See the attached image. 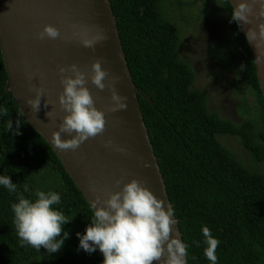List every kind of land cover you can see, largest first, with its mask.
Returning <instances> with one entry per match:
<instances>
[{
    "label": "trees",
    "instance_id": "trees-1",
    "mask_svg": "<svg viewBox=\"0 0 264 264\" xmlns=\"http://www.w3.org/2000/svg\"><path fill=\"white\" fill-rule=\"evenodd\" d=\"M166 1L110 0L133 82L145 96L138 100L169 200L190 245L187 264H210L204 256V226L220 240L218 264H264V99L252 53L231 19L229 0H206L213 2L208 16L214 9L223 13L220 37L237 53L235 82L244 86L237 88H248L242 97L246 114L240 111L243 118L234 121L211 108L204 90L193 86V69L178 52L179 29L163 13ZM181 4L175 0L173 7ZM207 53L223 66L214 51ZM6 78L0 52V104L8 109V116L0 118V175H10L18 188L9 193L0 187V264H102L99 249L79 248L77 232L90 224V205L50 145L21 115L11 92L4 93ZM10 119L18 132L8 130ZM220 135L237 138L253 165H244ZM37 189L59 192L60 207L73 217L64 226L69 238L54 254L43 246L40 251L22 246L16 232L11 204L19 194L34 198Z\"/></svg>",
    "mask_w": 264,
    "mask_h": 264
},
{
    "label": "water",
    "instance_id": "water-1",
    "mask_svg": "<svg viewBox=\"0 0 264 264\" xmlns=\"http://www.w3.org/2000/svg\"><path fill=\"white\" fill-rule=\"evenodd\" d=\"M229 2L234 10L232 0ZM252 23L255 26L257 21L253 19ZM45 24L58 27L60 36L40 39L38 33ZM72 25L90 30L102 28L107 39L94 50L85 47L73 37ZM248 46L264 99V47L257 55V48L249 43ZM0 52L7 77L4 93L11 92L21 115L23 112L25 120L50 145L89 205L97 193L106 199L109 192L119 190L133 178L144 182L166 205L171 202L140 108L138 95H144L133 82L110 0H0ZM96 59L101 60L109 77L120 78L117 91L127 97V108L110 111L113 103L110 90H100L88 79L87 87L95 106L105 112V129L75 150L56 148L51 142L52 135L66 114L58 100L63 91L59 67L76 63L90 72ZM35 87L44 92L38 111L26 103L27 97L35 96ZM68 135L62 133L61 138ZM108 139L126 151L105 147ZM118 178L119 185L115 183ZM175 219L173 234L182 238L178 218Z\"/></svg>",
    "mask_w": 264,
    "mask_h": 264
},
{
    "label": "clouds",
    "instance_id": "clouds-1",
    "mask_svg": "<svg viewBox=\"0 0 264 264\" xmlns=\"http://www.w3.org/2000/svg\"><path fill=\"white\" fill-rule=\"evenodd\" d=\"M172 1L175 4V0ZM232 3L234 12L230 14L231 19L241 30L246 29V40L257 48L259 55L261 47H264V0H232ZM222 15L223 13L220 17ZM253 19L257 21L255 26ZM72 29L73 37L93 50L98 43L107 39L105 31L99 27L90 30L80 25H72ZM38 36L40 39H56L60 36V30L53 24H45ZM59 74L63 91L58 100L66 114L54 131L51 142L61 150H75L88 138L103 133L106 126L105 112L95 106L94 98L87 87L88 79L98 89L110 90L113 103L109 110L112 112L126 109L127 97L121 96L117 91L120 78L109 77L108 70L102 67L100 59L92 62L90 72L72 63L68 66L61 65ZM34 91L35 96L27 97L26 103L38 111L44 92L40 87H35ZM6 116L8 109L0 104V118ZM20 123L18 119L17 126ZM8 130L18 132V127L13 129L11 119ZM62 133L69 134L68 138H61ZM104 144L105 147H112L114 151H126L115 145L111 139ZM145 166H148L147 163ZM115 183L119 185L121 180L118 178ZM0 187L6 188L9 193L18 191L17 184L10 175H0ZM28 190L25 185L24 192ZM92 190L96 191L94 188ZM61 204V195L54 190L37 189L34 198L23 194L17 196L11 209L22 246L30 245L39 251L43 246L50 254L57 253L62 248L70 236L69 230L64 226L73 217L68 218L60 207ZM90 208L93 213L90 224L83 233L77 232L79 248L87 253L99 249L104 257L102 264H153L154 261L156 264H187L190 245L173 234L172 225L177 224L174 205L171 202L166 205L141 180L133 178L125 182L119 190L109 192L106 199H102L97 193L90 200ZM202 235L206 245L204 256L210 264H218L216 252L220 240L214 237L207 226L202 228Z\"/></svg>",
    "mask_w": 264,
    "mask_h": 264
},
{
    "label": "rangeland",
    "instance_id": "rangeland-1",
    "mask_svg": "<svg viewBox=\"0 0 264 264\" xmlns=\"http://www.w3.org/2000/svg\"><path fill=\"white\" fill-rule=\"evenodd\" d=\"M182 1L181 6L174 8L173 1L167 0L163 3V13L179 29L181 41L178 52L193 69V86L205 91L207 103L211 108L219 111L222 116L237 121L243 118L241 113L243 110L246 114V107L242 106L244 102L242 97L248 88L245 87L243 90L237 88L238 86L244 88V86L236 85L235 82L238 67L237 53L231 45H228L225 36L220 37L219 17L222 11L210 10L208 13L214 12V14L208 16L207 7H213V2ZM202 7L205 8L202 10ZM200 8L201 11H199ZM181 11H184L183 16ZM212 51L223 66L216 63L207 53ZM219 138L244 165L247 167L253 165L252 159L237 138L228 135H220Z\"/></svg>",
    "mask_w": 264,
    "mask_h": 264
},
{
    "label": "flooded vegetation",
    "instance_id": "flooded-vegetation-1",
    "mask_svg": "<svg viewBox=\"0 0 264 264\" xmlns=\"http://www.w3.org/2000/svg\"><path fill=\"white\" fill-rule=\"evenodd\" d=\"M182 4H183V1H182ZM182 4H181V5H182Z\"/></svg>",
    "mask_w": 264,
    "mask_h": 264
}]
</instances>
